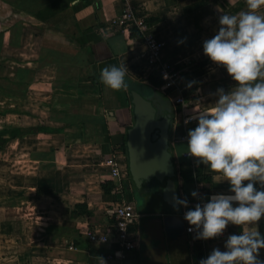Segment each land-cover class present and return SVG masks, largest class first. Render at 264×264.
<instances>
[{
	"label": "crops",
	"instance_id": "crops-1",
	"mask_svg": "<svg viewBox=\"0 0 264 264\" xmlns=\"http://www.w3.org/2000/svg\"><path fill=\"white\" fill-rule=\"evenodd\" d=\"M147 16L165 42V59L177 62L187 82L185 105L173 107L171 149L180 197L188 208L214 192H227L222 175L185 155V114L216 99L209 93L237 82L203 52L216 34L223 12L246 10V0H129ZM125 0H0V135L16 137L0 147V264H97L117 247L109 212L119 199L103 184L112 181L106 160L115 154L127 171L125 142L134 120L130 88L151 84L142 57L145 44L111 20ZM264 13V7L260 9ZM184 43L178 40L185 38ZM127 67L128 88L112 89L100 80L106 65ZM199 89V91H197ZM173 98L177 93H173ZM173 100V99H172ZM22 134H20L21 132ZM3 133V134H2ZM20 134L17 136V134ZM134 198V195H131ZM130 226L136 247L123 264H199L242 226L229 224L221 236L194 239L180 215L140 209ZM264 233V218L258 225ZM108 233L110 242H93L88 231ZM264 259V248L260 250Z\"/></svg>",
	"mask_w": 264,
	"mask_h": 264
},
{
	"label": "clouds",
	"instance_id": "clouds-1",
	"mask_svg": "<svg viewBox=\"0 0 264 264\" xmlns=\"http://www.w3.org/2000/svg\"><path fill=\"white\" fill-rule=\"evenodd\" d=\"M78 2L69 0V6ZM246 5L235 13L222 11L216 34L203 41L204 54L237 83L209 93L216 97L214 102L202 110L193 108L185 120L197 121L188 129L186 154L196 158L197 166L220 173L229 185L227 192H214L207 199L193 189L191 195L200 202L190 208L186 197H174L177 205L187 208L188 231L195 232L194 239H208L223 235L229 224L242 226V231L227 235L223 249L214 247L199 264H264L259 255L264 233L253 227L264 218V0H246ZM127 67L106 65L100 80L126 90ZM163 76L168 79L169 74ZM196 83L190 80L186 87Z\"/></svg>",
	"mask_w": 264,
	"mask_h": 264
},
{
	"label": "water",
	"instance_id": "water-1",
	"mask_svg": "<svg viewBox=\"0 0 264 264\" xmlns=\"http://www.w3.org/2000/svg\"><path fill=\"white\" fill-rule=\"evenodd\" d=\"M134 120L127 129V170L137 189L141 210L158 214L180 215L182 205L171 149L173 101L155 88L147 93L130 90ZM164 111L161 115L160 111ZM156 183V188H144Z\"/></svg>",
	"mask_w": 264,
	"mask_h": 264
},
{
	"label": "built area",
	"instance_id": "built-area-1",
	"mask_svg": "<svg viewBox=\"0 0 264 264\" xmlns=\"http://www.w3.org/2000/svg\"><path fill=\"white\" fill-rule=\"evenodd\" d=\"M110 26L114 30L127 31L131 35L133 32H136V35L133 36L139 38L146 46L145 51L142 53L147 67L145 71L149 75L157 76L163 81L162 88L166 90V96L173 99V104H181L184 106L186 102L185 90L187 89L186 76L177 62L165 59L163 55L165 42L153 32L147 16L137 13L129 4V0H125L124 9L121 14L115 16L111 20ZM165 72L169 74L168 79H165L163 76ZM175 92L177 93V97L173 98L172 96ZM189 115L190 113L184 116L183 122L185 128L196 121L191 120L185 123ZM187 135L188 133H185L182 139L187 141ZM185 155L187 154L185 153ZM187 156L192 158L189 155ZM106 165L109 167L110 176L114 184V191L119 194V199L109 209L111 217L113 218V232L116 235L115 242L117 243V247L106 253L103 258L106 264H123L127 259V252L136 247L130 233V226L135 222L139 213L134 198L131 196L133 195L132 184L127 177L128 173L124 170L118 157L115 154L110 155L106 160ZM193 165L196 166L194 161ZM199 192L201 196H203L202 192ZM210 195L211 194H209L207 198H209ZM189 227V222H187L185 226L186 232L190 235H195L194 231H188ZM88 237L93 242H110L109 234L101 233L98 229L89 230ZM209 239L212 238L202 240ZM97 264H101V262Z\"/></svg>",
	"mask_w": 264,
	"mask_h": 264
},
{
	"label": "trees",
	"instance_id": "trees-1",
	"mask_svg": "<svg viewBox=\"0 0 264 264\" xmlns=\"http://www.w3.org/2000/svg\"><path fill=\"white\" fill-rule=\"evenodd\" d=\"M132 35H136V32H133V34ZM162 80L159 78V77H157V76H152V78H151V84H137V83H134L133 85H132V87L130 88V90L131 89H133V88H135V89H137V90H139V91H141L142 93H147L149 90H151L152 88H154V87H156V86H160V85H162ZM130 97H131V94H130ZM6 132V135L7 136H3V135H0V147L4 144V143H6L7 141H9L10 139H12V138H14V137H16V135H15V129L14 128H9V129H6L5 130ZM21 132V131H20ZM3 134V133H2ZM20 134H22V132L20 133ZM19 133L17 134V136L18 135H20ZM125 149H126V152H127V147H126V142H125ZM196 173H197V176H199V177H201V175H202V168H201V165H199V166H197L196 167ZM129 174V173H128ZM129 177H130V174H129ZM176 178H177V176H176ZM202 178V177H201ZM129 181L130 182H132V184H133V186H134V190L136 191V193H137V189H136V187H135V185H134V183H133V181H132V179H131V177L129 178ZM178 181V180H177ZM156 183L155 182H152V184H145L144 185V188H146V187H152L153 189H155L156 188ZM103 187H104V190L106 191V192H111L112 190H113V188H114V184L111 182L110 183V186H107L106 184H103ZM136 198H137V196H136ZM138 200V199H137ZM141 201L139 200V202L138 203H140Z\"/></svg>",
	"mask_w": 264,
	"mask_h": 264
},
{
	"label": "rangeland",
	"instance_id": "rangeland-1",
	"mask_svg": "<svg viewBox=\"0 0 264 264\" xmlns=\"http://www.w3.org/2000/svg\"><path fill=\"white\" fill-rule=\"evenodd\" d=\"M154 88H155L156 90H158L161 94H163V95L166 96V90L162 88V85H160V86H156V87H154ZM173 110H174V109H173ZM127 177L130 178V177H129V174H127ZM131 184H132V182H131ZM131 187H132V193H133V195H134V202H135V203H138L139 200H137V198H136L137 193H136V191L134 190V186H133V184H132Z\"/></svg>",
	"mask_w": 264,
	"mask_h": 264
},
{
	"label": "flooded vegetation",
	"instance_id": "flooded-vegetation-1",
	"mask_svg": "<svg viewBox=\"0 0 264 264\" xmlns=\"http://www.w3.org/2000/svg\"><path fill=\"white\" fill-rule=\"evenodd\" d=\"M164 113V111L162 110V111H160V114L162 115Z\"/></svg>",
	"mask_w": 264,
	"mask_h": 264
}]
</instances>
